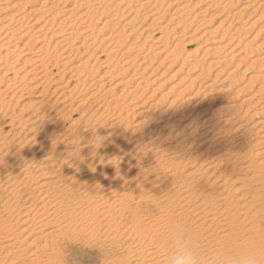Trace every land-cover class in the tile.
<instances>
[{"label": "bare ground", "instance_id": "6f19581e", "mask_svg": "<svg viewBox=\"0 0 264 264\" xmlns=\"http://www.w3.org/2000/svg\"><path fill=\"white\" fill-rule=\"evenodd\" d=\"M259 21L255 40L260 0H0V264H65L82 242L126 253L104 264H264V88L237 103L235 71L215 91L222 70L210 84L189 78L204 90L193 110L222 96L203 133L188 131L203 108L173 133L193 84L161 111L179 84L146 106L189 33L222 30L202 52L208 70L243 53L264 67V43L249 53L238 40Z\"/></svg>", "mask_w": 264, "mask_h": 264}, {"label": "rangeland", "instance_id": "374dc122", "mask_svg": "<svg viewBox=\"0 0 264 264\" xmlns=\"http://www.w3.org/2000/svg\"><path fill=\"white\" fill-rule=\"evenodd\" d=\"M260 1H262V3H264L263 2L264 0H260ZM237 7H239V6H236V8ZM232 9H235V8H232ZM217 21H219V19L214 20L213 22H211V24L208 23L207 24V27H209V28L216 27V25H217L216 22ZM244 22H245V20H244ZM262 25H263L262 22L257 23L256 26H255V28H254V30L250 31V33H243V34L241 33L239 35V37H238L239 39L238 40H241L242 41V45H245L246 44L248 46L247 47L248 50L246 52L249 51V53H251L250 50L251 49L253 50V47L255 49V47L259 43H260L259 46L262 45L261 44L262 42L264 43V37L263 36H259V38L256 39V40L254 38L255 34L258 31V29H260V27H262ZM221 34H222V30H219L214 36H215L216 39H218L217 37L220 36ZM244 34H246V35H244ZM191 35L192 34L189 33L185 37L182 36L181 40L179 39L180 40L179 42H174V43L171 44V47H172L173 44L178 43L177 47L175 48V54H176V59H177L176 60V63L173 64L169 68H167V65H165V66H162V67H160L158 69L157 75H155V77L156 78H158V77L160 78L161 76L162 77L160 78V81L157 80L158 82H156V83H159L160 86H162V87L159 89V91H157V93L155 95H153L154 97L152 99H150V101L147 103V105H146L147 107L148 106H151L152 104H154V102L158 101L160 99L161 95L167 93L169 91L170 87H172L173 84L175 85V83L180 85V86H178V88L180 87V89H178V88L174 89L175 93H174V91L172 92V94L174 93L173 94L174 96L170 94L171 96L169 95V97H171V98L168 97V98H166L167 100H165V102L163 101L164 103H160L161 105L158 104L156 106L157 109L155 111H161V110L165 109L166 107H168L169 102L176 96L177 91L181 90L182 88L184 89V87H190L192 84L193 85L191 86V89H188L187 88V93H186V95L188 93L190 95L186 96L184 94L183 96L184 97H191V98H193L192 101L193 100L194 101L197 100L196 101L197 103L200 102L201 99H202L203 91L204 90L203 89H200V87L198 86L199 83H197V84L196 83L190 84L191 83L190 82V79L191 78H196L198 76V74H200V73H203L204 79L202 81V84L205 85V84H210L213 81V79H214L216 73H218V71H221V70L223 71V74H220L219 75V79H216V81H215V84L213 86V88L214 87L215 88L214 89L212 88L215 91L216 88H218L219 85H222V88L227 87L230 83L225 82V83L222 84L221 81L225 77H227V75H228L229 72L235 71L234 75L232 74L233 75L232 76V79H233L234 83L231 86V93H232V97H233L232 100L236 101L237 103H241L242 101L246 100L247 97H249V95H252V94L258 92L261 87L264 88V67H261L260 64L253 65L252 64V61L254 59H251V58H247L248 60L245 58V60H247V61H245L244 58H243V56H244V53L243 52H242L243 53L242 54L243 56L242 57L239 56V57H237V59L235 58L232 63H229V66L224 67L223 66L224 64L221 63L219 65H216L211 70H208V67L206 66V62H205V61H208V59L206 60L203 57V53L202 52H203L204 48L207 47L208 43H210L212 40H216V39H213V38L211 39L208 36H203V38L202 37L200 38L201 33L193 34V36L190 37ZM142 37H144V36L140 35V38H142ZM253 39H254V41L252 42L251 40H253ZM140 42H141V39H139V43ZM78 43H80V37H79V40H77L75 42V46L76 45L78 46ZM243 43H245V44H243ZM249 44H251V45H249ZM146 47H149V44H146L145 49H146ZM216 47H220V46H216ZM241 47H243V46H241ZM262 48H263L262 50L264 52V47H262ZM225 54H226V52H224V55L223 54H218V58L220 56H221V58H224V57H222V55L225 56ZM227 55H228V53L226 54V56ZM251 55L255 56L256 53H253ZM263 55H264V53H263ZM229 57H231V55H228V59H229ZM195 59H197V60H195ZM241 59L244 60V62ZM157 61H159V60L153 61V64L151 65L150 68L153 67L152 69H154L157 66ZM193 61H199L200 63H199V65H197V69L196 70H193V73H190V71H189L188 68H189V66H192L194 64ZM183 64L185 66L181 70V66ZM237 66H238V68H236ZM179 71H181V72H179ZM172 76H173L174 80L172 79ZM187 77H188V79H187ZM255 78H257V79H255ZM181 79L183 80V82H182ZM161 84H163V85H161ZM188 84H190V86ZM241 88H244V91H241L240 94H239V96L236 95L235 93H237L239 90H241ZM188 90L190 92H188ZM149 91H147V95L146 96H149L151 94ZM199 91H200V94L199 95H196L195 92L197 93ZM262 93L264 95V89H263V92ZM212 94H213V92H212ZM26 96L27 97H31L29 95H26ZM195 97H197V98H195ZM220 98H222V96L221 95H218V94H215V93L213 95H211V96H206V99L204 101V104H202V108L204 110H206V109L209 110V112L208 113H205V114H202L199 117L200 119L199 118H198L199 120L197 119L198 121L193 122L192 127L190 126L191 128L189 127L190 129L188 128V131H193L195 129V127H196V128H199V129H197V132L203 133L201 130L204 129V128H201L199 125H201V123L203 121H205V119L206 120L210 119V117L212 115L211 114V110L217 109V108L220 107V105L223 103V100H221ZM141 99H143V98H141ZM213 99H218V100L215 101V102H212L211 100H213ZM30 101H33V100H31V98H26L22 102L17 103L18 104L17 105L18 108L15 109V115H19V109L23 106V104H26V103H28ZM192 101H191V104H192L191 107H189L188 105H184L183 107H181V109H180L181 111L179 110V115H181L183 112H185L187 110H191L192 111L194 109L192 107H193V105H196L195 104L196 102H194V101L192 102ZM12 102H13V104H15L16 103L15 99ZM21 104H22V106H21ZM199 108L202 109L201 106L198 107V108H196L195 110H193L194 112L193 111L190 112L191 114H186V116H184L186 118L183 117L184 119H182L181 122L176 123L174 125V127H173V133H177V131H179V129H181L185 125L190 124L191 121L195 118V116H196L195 114L199 112L198 111V110H200ZM203 109H202V111H203ZM80 112L81 111H79L77 114H75L73 116V119L77 118V116H78V114ZM177 115H178V112L175 115V118L177 117ZM21 116H26V113L22 114ZM131 119L132 118H130V120ZM130 122L134 123L133 120H131ZM196 124H198V125H196ZM193 126H195V127H193ZM107 128H108V126H105L104 127L103 134H107V133L110 134L111 133V131L109 129H107ZM6 131H7V129H6ZM196 139H198V138H196ZM194 140H195V138L194 139L191 138V140H189L188 144H191ZM199 143H200V141H199ZM192 147L193 148H192L191 152L189 153L190 155H194V154L200 153L199 151H201V149L200 148L198 149L197 144H195ZM261 218H262L261 219L262 221L259 223V225L261 224L262 226L260 225L259 230L262 233L264 231L263 230L264 229V215ZM263 235H264V232H263ZM262 241L264 242V237H263V240ZM82 243L81 244L78 243L75 246L73 244H71V245L68 246L66 253L64 252V254H66L65 264H104V261L106 259H112V257L113 258L123 257V256L125 257V255H126V253H124L122 251H119V252H108V250L105 247L102 248V250H99L93 244H90V243H87V242H82ZM84 244L87 245V246H85ZM109 253H111V255ZM107 255H108V257H107ZM20 263L21 264H23V263L24 264L25 263L28 264L29 262L23 261V262H20Z\"/></svg>", "mask_w": 264, "mask_h": 264}, {"label": "clouds", "instance_id": "9594fccd", "mask_svg": "<svg viewBox=\"0 0 264 264\" xmlns=\"http://www.w3.org/2000/svg\"><path fill=\"white\" fill-rule=\"evenodd\" d=\"M127 255L129 258H132L135 256V251L130 249ZM171 264H194V262L192 256L190 254H186L174 259Z\"/></svg>", "mask_w": 264, "mask_h": 264}]
</instances>
